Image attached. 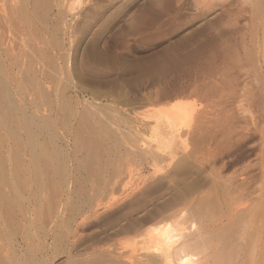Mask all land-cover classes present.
Here are the masks:
<instances>
[{"label": "bare ground", "instance_id": "6f19581e", "mask_svg": "<svg viewBox=\"0 0 264 264\" xmlns=\"http://www.w3.org/2000/svg\"><path fill=\"white\" fill-rule=\"evenodd\" d=\"M120 2L0 0V264H264V96L247 97L249 119L235 132L185 101L135 114L85 90L74 79L114 76L88 48L86 22ZM250 6L264 32V0ZM261 39L211 56L193 85L200 98H223L220 76L234 67L264 66ZM253 133L255 162L224 178L226 151ZM132 163L143 170L136 180ZM191 171L198 181L187 182ZM159 188L169 192L127 221Z\"/></svg>", "mask_w": 264, "mask_h": 264}, {"label": "rangeland", "instance_id": "374dc122", "mask_svg": "<svg viewBox=\"0 0 264 264\" xmlns=\"http://www.w3.org/2000/svg\"><path fill=\"white\" fill-rule=\"evenodd\" d=\"M202 1H206L204 3L207 6L202 3ZM249 1L257 2V0ZM249 1L121 0V2L118 3L119 5L113 3L108 9L102 12L103 15H101L97 21L87 20L86 23L91 26L87 38V45L89 44L88 48L96 46L95 48L99 53H103L99 61L101 67L107 69L110 73L113 72L114 76L116 74H121L123 78L119 76L116 79V77L114 78L113 76L112 78L103 79L106 84H104L102 79H100V81L102 80L101 82H99V80H91L93 83L89 79V81H86V78H79V80L86 81L87 83L78 81V78L77 80L74 79V81L80 83V85H82L81 87L85 88V90H94L95 93L102 95V101L111 102L110 104L112 105L116 104L115 106L119 108L129 109L131 107V111L133 110L132 113L135 114L137 112L138 114L142 112V114H144L145 110L165 106V104L168 106L169 103H174L175 101L192 103V105H195L198 109L202 106L203 108L201 107V110L204 111V114H207L205 118L207 117L206 120L208 123L213 122L212 124L218 123L219 125L229 124V127L232 126V128H235L234 130L231 128L230 133H234L233 131L236 132L238 129L240 130V127L244 126L243 124L249 119V113H247L245 105L250 102L248 98L252 97L253 94L256 95V93H260L261 97L264 96L263 64L256 63V66L245 67L244 70H242L243 68L241 69L233 66L234 69H231L233 71H228L224 75H221V82L223 84L221 83L222 85L220 84V87L224 97L222 98L221 96V100L217 99L212 103L206 101L204 98L203 100L201 99L203 95L201 96V91L198 90L199 86L197 85H199L205 77L204 74L206 71L204 72L203 67L210 61L209 58L219 55L218 53H221L219 50H221V47L223 49L225 44L226 47L231 46V53L233 54L236 49L241 53L245 46L253 48L255 45L251 44L253 40L254 43H256L255 41L257 40L258 42L262 40L261 38L264 36L263 28L262 25L259 24L261 22L257 21L259 20L258 17L257 20L254 21L257 13L252 12L253 9ZM230 2L231 4H229ZM195 3L200 6L197 4L195 5ZM252 5L254 6L255 4ZM238 8L244 9V12L241 11V13L236 16L235 12H237ZM83 10L81 11L82 15H84V13L86 15L87 10L89 14L90 12L92 13V9L89 5L85 6ZM254 14H256L255 18L252 17ZM248 18H250V21L247 20ZM251 21L255 22V26L253 24L251 25ZM248 22H250L249 24L251 26ZM81 23L82 18H79L78 27L83 25V23L82 25ZM247 24L248 26H246ZM256 26L257 28H259V26L261 27L258 30ZM251 33L253 38L258 37L256 38L257 40L255 38L250 40ZM261 33L263 34L261 35ZM251 54L252 56L254 55L253 51H251ZM113 80L116 82L114 83ZM98 83H100V85H98ZM194 84H196L198 89L194 88ZM192 86L193 88H191ZM204 100L207 103L203 102ZM239 100L241 101L239 102ZM147 133L148 132L145 130L143 135L146 136ZM257 135L258 134H254L249 136V138L246 136L245 139H239L231 145L228 149V153L226 151L223 160V162L226 161L224 163L225 167L222 170V176L224 178L229 177L230 174L233 175L235 173L234 170L237 171L240 167L255 162L256 156L254 155L258 154V145H256L258 144ZM130 169L134 170L132 174L135 173L133 175L135 180L138 178L137 172L142 173L143 171L141 167L133 163ZM193 171L185 174L187 182L188 180L192 182L199 180V177ZM168 192L169 190L165 188H159L156 192L153 191L148 193V196H144L142 201L137 205L141 210L137 207L136 215L129 214L128 216L127 214V221L131 222L133 218H136L137 213L139 214L142 209L148 208L150 203L157 204L156 202H160V199L166 196ZM256 194L257 191L254 195ZM259 194L260 191H258V195H256L255 198L256 200L254 199L255 201H257V197L260 196ZM254 195L253 197H255ZM257 203H260L259 199L258 202L253 203L254 206ZM140 204H142L143 207ZM127 207H124V209L122 208L123 210L120 209L122 210L121 212H129V210H127L129 207ZM254 208H258V206ZM117 216L118 213L116 214L115 212L106 215V217H102L101 221L96 223L99 224V226L103 225L102 228L101 226L98 228V226L95 225L96 227L92 228L90 233L95 234L96 231H100L99 229H103L109 222L115 221ZM146 217L147 216L140 217L139 221H141L139 224L137 223V226L145 224L148 219H146Z\"/></svg>", "mask_w": 264, "mask_h": 264}]
</instances>
